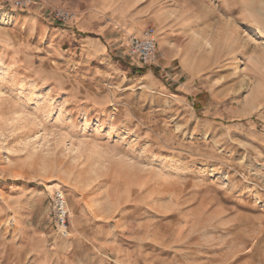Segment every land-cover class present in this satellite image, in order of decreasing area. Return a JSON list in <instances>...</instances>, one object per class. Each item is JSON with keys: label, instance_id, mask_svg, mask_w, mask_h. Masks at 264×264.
Segmentation results:
<instances>
[{"label": "rangeland", "instance_id": "1", "mask_svg": "<svg viewBox=\"0 0 264 264\" xmlns=\"http://www.w3.org/2000/svg\"><path fill=\"white\" fill-rule=\"evenodd\" d=\"M17 1L0 0V264H264V0ZM88 8L108 21L92 33ZM150 26L143 62L130 38Z\"/></svg>", "mask_w": 264, "mask_h": 264}, {"label": "built area", "instance_id": "2", "mask_svg": "<svg viewBox=\"0 0 264 264\" xmlns=\"http://www.w3.org/2000/svg\"><path fill=\"white\" fill-rule=\"evenodd\" d=\"M17 3L18 5H23L24 0H18ZM54 14L55 18L61 22H68L74 18V14L65 8L56 9ZM130 51L143 62L155 60L157 57V34L155 28L150 26L146 28L141 35L132 36L130 38ZM54 207L59 224L66 228L69 211L65 195L61 190H58L54 196Z\"/></svg>", "mask_w": 264, "mask_h": 264}, {"label": "crops", "instance_id": "3", "mask_svg": "<svg viewBox=\"0 0 264 264\" xmlns=\"http://www.w3.org/2000/svg\"><path fill=\"white\" fill-rule=\"evenodd\" d=\"M99 11H98V9L95 10L93 8H91V9L88 8L86 10V12L82 15L81 23L77 26V29H79L83 32H91L92 33L94 31H97L98 28L102 27L103 22H100V19L102 18L103 21H105V20ZM106 22H108V21H105V23ZM120 27H121L120 24H117L115 26V25H112L111 23H109L107 28L105 27V29L106 30H109V29L118 30V29H121ZM136 33L137 34L143 33L142 28L136 29ZM139 35H141V34H139Z\"/></svg>", "mask_w": 264, "mask_h": 264}, {"label": "bare ground", "instance_id": "4", "mask_svg": "<svg viewBox=\"0 0 264 264\" xmlns=\"http://www.w3.org/2000/svg\"><path fill=\"white\" fill-rule=\"evenodd\" d=\"M249 1V5L252 3V1L253 0H248ZM255 1V0H254ZM246 6H247V0H245V2H243ZM248 7V6H247ZM247 7H246V9H247ZM255 7V6H254ZM249 9V8H248ZM251 9V8H250ZM0 19H2L1 21H3V22H6V20H7V18H5L4 16H3V14L0 12ZM208 41V40H207ZM212 45V44H211ZM183 63V62H182ZM187 64V63H186ZM185 66V65H184ZM187 66V65H186ZM255 237H257V236H255ZM263 237H264V235H263ZM264 239V238H263ZM263 243V242H262ZM255 244V243H254ZM258 246V245H257ZM261 264H263V263H261Z\"/></svg>", "mask_w": 264, "mask_h": 264}]
</instances>
